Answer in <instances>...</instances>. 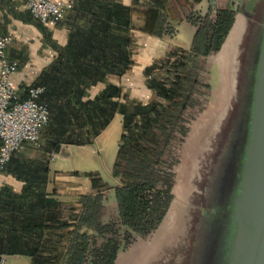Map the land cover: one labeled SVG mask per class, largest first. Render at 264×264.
<instances>
[{
    "label": "trees",
    "instance_id": "obj_1",
    "mask_svg": "<svg viewBox=\"0 0 264 264\" xmlns=\"http://www.w3.org/2000/svg\"><path fill=\"white\" fill-rule=\"evenodd\" d=\"M134 3L144 8L141 32L159 38L169 35L163 13L167 0ZM234 15L229 8L190 15L187 21L195 28L190 49L172 51L163 62L144 70L146 88L155 98L167 101L166 108L154 102L120 104V90L112 85L93 100L86 99L87 91L98 83L90 82L93 78L99 81L106 73L122 75L129 69L131 54L126 39L124 49H118L117 54L112 44L104 50L88 39L86 49L71 56L74 69L64 72L71 75V82H47L48 75L44 74L32 85L44 88L40 101L51 115V124L44 131L47 155L59 152L61 146L89 145L116 114L122 117V136L112 167V177L119 180L113 187L116 217L104 220L101 192L109 187L96 174L89 176L93 191L79 197L80 207L76 209L47 198L45 172L26 171L19 194L0 190V257L26 256L32 264H114L117 254L135 236L149 235L158 227L173 198V162L165 159L166 150L177 136L186 135L180 115L191 89L198 85L195 79L181 76L179 70L188 71L216 54L234 23ZM128 25L124 23V31ZM90 58L107 69L99 72L91 71L89 65L85 68L84 62L89 63ZM157 70L165 72V80L172 77L174 82L154 79Z\"/></svg>",
    "mask_w": 264,
    "mask_h": 264
},
{
    "label": "crops",
    "instance_id": "obj_2",
    "mask_svg": "<svg viewBox=\"0 0 264 264\" xmlns=\"http://www.w3.org/2000/svg\"><path fill=\"white\" fill-rule=\"evenodd\" d=\"M47 1L54 4H71L72 10L60 24L42 25L28 15L25 10V0H4L0 3V36L11 38V42L4 50V56L7 62L16 64L15 72L10 76L9 82L17 97L21 99L28 88L42 80L44 74L48 75L45 78L47 82L66 80L71 82V75L67 76L64 72L74 69V58L71 56L78 55V52L86 49L85 44L88 39H91L90 43L104 50L107 49V44H112L115 54L118 53V49L119 51L124 49L126 39L129 41L127 51L131 54L129 69L122 75L106 73L99 81L93 78L90 82L98 83L90 87L86 99L93 100L107 86L112 85L120 90L117 101L129 106L140 103V100L147 96L144 70L163 62L172 51L187 52L190 49L195 28L187 21V17L191 14L206 15L217 9L231 8L238 13L233 27L237 25L241 30L245 23L242 14L249 17V10L257 0H248L242 4L233 0H167L163 13L169 24L170 33L160 38L141 32L144 8L135 5L136 0ZM182 1L187 2V5H183ZM133 22L136 23V27ZM124 23L129 24L126 31H124ZM179 29L185 30L188 38V43L183 47L173 45L171 40ZM162 55L165 57H161ZM87 65L90 66L91 71L102 72L107 69L104 64L92 63L91 58L89 63L84 62L85 68ZM40 97L38 102L44 105ZM50 124L51 115L48 113L47 124L41 133L43 141L41 147L22 145L13 154L5 171L0 173V190L6 188L12 193L19 194L24 187L25 172L35 170L41 172L42 170L45 172L43 187L47 198L79 209L80 204L76 199L93 191L89 176L94 174L80 175L77 172L50 169V162L54 160L48 161V155L43 150L46 140L44 131ZM93 141L94 139L91 143ZM70 146L74 145L66 146L60 156L67 158L66 150ZM9 256L18 257L19 255Z\"/></svg>",
    "mask_w": 264,
    "mask_h": 264
},
{
    "label": "rangeland",
    "instance_id": "obj_3",
    "mask_svg": "<svg viewBox=\"0 0 264 264\" xmlns=\"http://www.w3.org/2000/svg\"><path fill=\"white\" fill-rule=\"evenodd\" d=\"M259 3L260 0L255 1L252 9L249 10L250 15H254ZM182 4L187 5V2L182 1ZM57 19L59 18H53L49 22H57ZM133 24L136 27V23L133 22ZM238 30L240 29L236 25L234 33L230 36L225 47V49L229 47V51L233 52L235 60L231 61L230 58V63L234 62L236 65V73L226 70L227 65L223 54L211 55L209 58L201 60L199 66L192 67L188 71L179 70L181 76L187 75L186 78L190 81L195 79L198 85L191 89L187 107L180 115L183 119L182 126L186 127V135L183 139L177 136L181 141L177 139L172 142L165 154V159L173 162V203L162 225L149 235L135 236L134 240L117 254L115 264H183L184 260L187 264L194 263L193 252L189 250L190 238H188L196 210L194 207H198L199 192L203 189L206 179V162L210 159L211 149L219 135V129L221 130L224 126L227 115L232 113L231 105L235 100V98L232 100L229 97L222 98L223 81L229 80L230 84L231 82L236 83L237 72L242 67V43L243 39L244 41L246 39L243 37L241 42H237L240 36ZM171 40L177 47L185 46L188 43L186 31L179 29V32ZM236 42L237 48L232 51V44ZM166 76L165 72L160 70L153 74V78L159 82H174L172 77L165 80ZM187 83L185 84L186 88L189 85ZM146 90L148 91L147 96L143 97L138 104L147 105L154 102L164 108L168 106L167 101L155 98L153 92L147 88ZM228 105L232 108L227 112ZM121 125L122 117L118 114L91 144L84 147H68L67 158L60 156L66 148V146H61L60 151L56 152L58 154L56 160H51L53 153L48 155V161H53L50 162V169L52 171L77 172L80 175L96 174L109 187L118 184V178L112 177V167L122 136ZM41 133L42 131L40 132V147L43 143ZM76 200L78 201L79 198ZM102 204L104 205V219L113 220L116 217V209L111 192L103 193ZM187 252L189 253L188 257L186 256ZM3 264H32V262L26 256H4ZM198 264H200L199 260Z\"/></svg>",
    "mask_w": 264,
    "mask_h": 264
},
{
    "label": "water",
    "instance_id": "obj_4",
    "mask_svg": "<svg viewBox=\"0 0 264 264\" xmlns=\"http://www.w3.org/2000/svg\"><path fill=\"white\" fill-rule=\"evenodd\" d=\"M233 1L242 4L248 0ZM257 6L253 16L242 14L245 23L238 30L237 42L244 37L246 44L242 45L248 48L241 61L248 69V99L230 156L220 172V193L209 217L200 264H264V0ZM227 119L228 115L225 122Z\"/></svg>",
    "mask_w": 264,
    "mask_h": 264
},
{
    "label": "built area",
    "instance_id": "obj_5",
    "mask_svg": "<svg viewBox=\"0 0 264 264\" xmlns=\"http://www.w3.org/2000/svg\"><path fill=\"white\" fill-rule=\"evenodd\" d=\"M4 0H0V3ZM28 15L40 24L58 25L72 10L71 4H54L47 0H25ZM59 11L57 22H48V15ZM11 42L10 36H0V173L13 154L22 146L39 147L40 132L48 120L47 109L38 102L43 87L28 88L19 99L10 86V76L15 72V62H7L4 50ZM58 158L53 153L51 160ZM3 264V256L0 257Z\"/></svg>",
    "mask_w": 264,
    "mask_h": 264
},
{
    "label": "flooded vegetation",
    "instance_id": "obj_6",
    "mask_svg": "<svg viewBox=\"0 0 264 264\" xmlns=\"http://www.w3.org/2000/svg\"><path fill=\"white\" fill-rule=\"evenodd\" d=\"M229 9H231V8H229ZM235 18H236V15H234V23L236 22ZM234 23H233L229 33L227 34V36L223 40V43L221 44L220 50L216 54H213L216 56L223 54V58L225 59V64L227 65L226 70L229 71L230 73H236V70H235L236 65H234V62L230 63V58H231V61H234L235 59H233V57H234L233 52L231 53V50L229 51V47L227 49H225V47H226V43L229 40L230 36L234 33L233 32V30L235 28V27H233ZM243 42H244V40H243ZM244 44H246V43H244ZM232 45H233L232 51H235L237 44H232ZM240 48L242 49V47H240ZM247 50H248V48L246 46L243 48L242 51L241 50L240 51L243 52V54H244V53H247ZM227 61H229V62H227ZM228 65H229V67H228ZM241 66H242V63H241ZM223 84H224L223 85V87H224L223 91L224 92L222 94L223 95L222 98L225 99V97L226 98L229 97V98H232V100H233V98H235V100H234L233 105H231L233 107V110H232L231 115H228V117H229L228 121L225 122V125L221 128V130L219 129V135L215 139L213 148L211 149L210 155L212 157L209 156L210 159H208L206 162V166L208 165V163L210 164L208 166L209 170L207 171L205 169L206 179H205V182L203 184V189L199 192L200 196H199L198 207L197 208H196V206L194 207V209H196V210L194 211L192 227H191V231L189 232L190 234L188 237V238H190L189 239V250H191V252H193V258L195 260V261L193 260L194 263H192V264H198V260H199V258H201V253L204 251L205 240L207 239V237L209 235L208 234V230H209L208 226L210 225L209 217L211 216V214H213V212H215L214 208H216L215 206H216V201H217L216 195H219L218 193H220L219 180L222 177L221 176L222 173H220V172H222L224 170L226 162H227V160L230 156V153H231L234 138L237 135V132L239 131L240 125L242 122V116L244 114L243 113L244 108L246 105V101L248 99L249 78H248L247 66H245V65L242 66L241 69L238 71V79H237L236 83L231 82V84H230L229 80H226V82L223 81ZM235 84H236V87H235ZM204 88H206V87H204ZM231 106L229 107V105H228V107L226 109L227 112H228V109L231 110L230 109ZM226 111H225V113H227ZM183 127L186 129V127L184 125H183ZM179 137H180V139H183L182 136H179ZM178 140H179V138H178ZM208 173H209V175H208ZM173 179H174V177H173ZM114 186H116V185H114ZM114 186H112V187L107 186L109 188L107 190L102 191L101 194H102V198H103V193L111 192L113 195V201H114L115 209H116V202H115L114 193H113V187ZM171 194L173 196L172 190H171ZM172 203H173V198L171 199V202L169 203L167 211H166L164 217L162 218V220H161V222L157 228H159L162 225L164 218L166 217L167 213L171 209ZM103 213H104V211H103ZM103 216H104V214H103ZM104 220H106V219H104ZM157 228L154 231H152L151 233L155 232L157 230ZM189 250H188V252H189ZM188 252L186 255L187 257L189 255ZM191 258H192V256H191ZM195 262H197V263H195ZM114 264H115V262H114ZM183 264H187V262H185V260H184Z\"/></svg>",
    "mask_w": 264,
    "mask_h": 264
},
{
    "label": "bare ground",
    "instance_id": "obj_7",
    "mask_svg": "<svg viewBox=\"0 0 264 264\" xmlns=\"http://www.w3.org/2000/svg\"><path fill=\"white\" fill-rule=\"evenodd\" d=\"M59 15V11H52V15H48V22L49 20L56 18Z\"/></svg>",
    "mask_w": 264,
    "mask_h": 264
}]
</instances>
